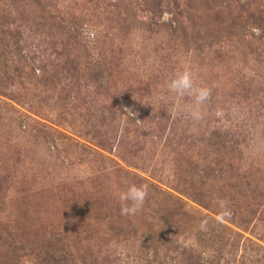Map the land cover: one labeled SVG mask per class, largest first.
<instances>
[{"label":"rangeland","instance_id":"obj_1","mask_svg":"<svg viewBox=\"0 0 264 264\" xmlns=\"http://www.w3.org/2000/svg\"><path fill=\"white\" fill-rule=\"evenodd\" d=\"M162 1L0 0V33H22L34 59L72 49L83 86L34 85L0 66V264H37L30 247L54 230L87 263L107 241L111 264H190V247L212 260V241L234 233L228 264H264V0ZM182 71L209 89L203 103L169 90ZM125 181L182 200L176 240L172 221L121 215Z\"/></svg>","mask_w":264,"mask_h":264},{"label":"trees","instance_id":"obj_2","mask_svg":"<svg viewBox=\"0 0 264 264\" xmlns=\"http://www.w3.org/2000/svg\"><path fill=\"white\" fill-rule=\"evenodd\" d=\"M163 1L157 0V4L154 3V8H157L158 10H161V5ZM71 31V32H70ZM69 31V34L73 36L74 38L78 37L77 35L82 36L83 32L81 30L76 29L75 26H71V30ZM98 32L95 33V36ZM2 37L0 38V46L3 49L2 55L10 54L11 55V62L6 60H1L0 66L4 69L11 70V73L15 76L23 77L26 79V81L33 83L34 85L38 84H49L56 80H67L70 85L71 90H75L74 92H80L82 90V85L79 84L80 79L76 77V65L74 64V60L69 59V57L74 59H80L78 53L72 51V49L64 50L63 52L59 54L66 53V56L64 58H67L66 61H56L50 59L52 58V53H45L44 57L39 59H34L29 57V52L24 50L23 52L19 51V49L22 47V42L24 41V38L20 36H14L11 32L10 34H6L5 31H2L0 33ZM78 37V38H79ZM91 42V40H89ZM44 44V43H43ZM87 44V43H86ZM66 45H72V42L67 40ZM88 47H94L90 43L87 44ZM79 46H76L75 49H78ZM95 48V47H94ZM9 57V55H7ZM29 57V58H28ZM36 57V56H35ZM41 58V59H40ZM89 62V61H88ZM51 65L53 67H51ZM96 64L91 61V66L94 67ZM96 75V73H95ZM39 82V83H37ZM75 98V97H74ZM220 132V133H219ZM242 133H240L241 135ZM219 136L221 135V131L219 129L218 132H214L212 134V137L214 138V142H218ZM213 152V151H212ZM190 175V174H189ZM188 183H190V186L192 188V185L194 183V180L191 178V180H188ZM195 190V189H192ZM187 191V190H186ZM165 193L163 190H157L154 192V189H150L148 192V196L144 202V205L142 209L134 216H141V217H147L151 219H160L161 221H172V227L170 231H167L165 233V237L168 240H176L175 237H173L176 233V229L180 227V224L178 223L182 219V215L187 214L185 209H182L183 203L182 200L179 197L169 196L170 199L168 200H162L157 201L158 196H162ZM168 193V192H167ZM194 196L196 195L198 200L201 202L203 200V195L199 191H192L190 192ZM118 210L120 212L121 208V202L118 201ZM87 212V211H86ZM85 212V213H86ZM121 213V212H120ZM118 216V215H116ZM112 223L113 228H111L110 231V237L109 239H115L119 238L122 234L121 225H119V222L117 221L116 217L112 216ZM79 230V229H78ZM85 232V231H84ZM153 232V231H152ZM49 237H46L44 239L43 245L39 247H30L31 252L30 254H34L37 259V264H111L114 259L112 258L111 253L107 254L106 252L109 251V245L114 244L112 241H107V247L105 246L104 251L99 250V253L103 255L104 258H101V255L94 256L93 253L87 254L86 260L90 259V262L88 263L84 261V257L78 256L77 254L72 252V249L68 247V244H66V237L67 235L63 234V231L60 230H54V232L49 231L48 232ZM77 235H81V233L78 231ZM236 234H232L231 240L225 241L224 237H218V240L214 239L212 241V244L210 246L218 247L214 251L219 255L215 256L212 260H208L203 256V252H198L193 247H190L188 249V257L192 258V261H190V264H219L220 263V254H222L223 249L229 250L228 251V257H224V261L226 259V263L233 261V258L235 257L234 250L239 246V244L236 242ZM88 238L91 239V237L87 236L84 239L88 240ZM65 241V242H63ZM229 243V244H228ZM174 244V243H173ZM178 245L174 246L173 248H177ZM186 250H184L185 252ZM197 251V252H196ZM233 251V252H232ZM26 254V253H25ZM27 255V254H26ZM89 256V257H88ZM21 257V256H20ZM84 258V259H83ZM235 259V258H234ZM216 263H214V262ZM15 261H13L14 263ZM15 264V263H14Z\"/></svg>","mask_w":264,"mask_h":264},{"label":"clouds","instance_id":"obj_3","mask_svg":"<svg viewBox=\"0 0 264 264\" xmlns=\"http://www.w3.org/2000/svg\"><path fill=\"white\" fill-rule=\"evenodd\" d=\"M168 88L171 92L178 95L189 94L194 96L197 103H203L210 94L209 89L195 85L192 73L189 71L177 72L168 82ZM148 192L149 186L147 184L125 181L124 187L118 193L121 202V215H136L142 209ZM219 208L221 219L231 216V211L224 201H220ZM207 223V220H202L200 222V228L204 229Z\"/></svg>","mask_w":264,"mask_h":264}]
</instances>
